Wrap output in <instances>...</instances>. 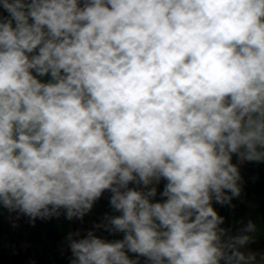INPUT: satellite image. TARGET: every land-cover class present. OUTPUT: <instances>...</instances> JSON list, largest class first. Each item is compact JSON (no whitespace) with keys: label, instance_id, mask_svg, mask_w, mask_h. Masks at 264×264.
Instances as JSON below:
<instances>
[{"label":"clouds","instance_id":"clouds-1","mask_svg":"<svg viewBox=\"0 0 264 264\" xmlns=\"http://www.w3.org/2000/svg\"><path fill=\"white\" fill-rule=\"evenodd\" d=\"M234 155L264 162V0H0V207L119 213L71 264H258Z\"/></svg>","mask_w":264,"mask_h":264},{"label":"trees","instance_id":"trees-1","mask_svg":"<svg viewBox=\"0 0 264 264\" xmlns=\"http://www.w3.org/2000/svg\"><path fill=\"white\" fill-rule=\"evenodd\" d=\"M7 15V13H4ZM43 79H48L47 77ZM251 163L256 166L255 174H253L249 169L240 166L241 173V195L239 197L233 198L231 205H220L214 202V207L216 208L219 215L225 218V222L222 227L231 230L232 235L240 234L241 230L248 224L249 221L256 225V231L249 233L252 237H258L262 234L264 236V226L261 221L258 208L254 209L251 213V218H248V206L249 198L251 195L258 196L261 194V174L264 171V162L252 161ZM166 181L161 180L160 185L162 189ZM161 196L155 198L156 201L161 200ZM112 208H107L104 211L98 212L96 215L100 223L104 222L106 215H112ZM64 210H61V215L59 217H53L51 219L41 220L37 218L33 224H35V229L31 230V238L40 237L45 238V241L50 246V250L46 253L41 254V259H43L44 264H71L72 255L66 254L62 249L63 246L68 244L69 236V226L66 216L63 214ZM4 208L0 207V234L5 229L4 222ZM25 221V224H29V221ZM97 221V222H98ZM131 258H135V254L129 253ZM141 264H144L143 259H141Z\"/></svg>","mask_w":264,"mask_h":264},{"label":"rangeland","instance_id":"rangeland-1","mask_svg":"<svg viewBox=\"0 0 264 264\" xmlns=\"http://www.w3.org/2000/svg\"><path fill=\"white\" fill-rule=\"evenodd\" d=\"M238 162L239 167H245L255 174L256 166H254L253 163L249 161L241 163L239 159ZM110 195V192L105 191L102 197L96 201L92 210L84 216L83 224L80 222L81 219H67L69 232H79L80 237H82L86 235L89 230H93L95 226L100 223L96 217L98 212L101 209V211L106 210L107 207L111 208L109 204ZM260 201L261 194L258 196L254 194L251 195L249 203L247 204L249 210L248 218H251V212L258 208ZM100 204H103L102 208L100 207ZM110 210L114 212L113 209ZM4 213L5 229L0 234V264H13V255H17L19 257L21 264H44L43 259H41V254L46 253L51 248L45 241V238H40L39 236L31 238V230L33 231L35 229V224H33L31 220L29 221V224H25L23 215L10 213L5 208ZM115 213L116 212H114V214ZM19 217H21V219ZM97 235H100L108 240L123 238L122 233L111 234L103 229H98ZM80 237L74 236V238ZM68 245L69 241L67 245L62 247V249L67 255H72ZM243 250L256 254L257 262L259 264L262 258H264V236L262 234L259 238L254 236L253 240L245 245Z\"/></svg>","mask_w":264,"mask_h":264},{"label":"water","instance_id":"water-1","mask_svg":"<svg viewBox=\"0 0 264 264\" xmlns=\"http://www.w3.org/2000/svg\"><path fill=\"white\" fill-rule=\"evenodd\" d=\"M261 187H262V198H261V201H260V203L258 205V212L260 214L261 221H262V224L264 226V171L261 174ZM19 218L21 219V217H19ZM23 219L26 220V221H30L31 220L27 216H24ZM12 262H13V264H21V262L19 261V257L17 255H13Z\"/></svg>","mask_w":264,"mask_h":264},{"label":"flooded vegetation","instance_id":"flooded-vegetation-1","mask_svg":"<svg viewBox=\"0 0 264 264\" xmlns=\"http://www.w3.org/2000/svg\"><path fill=\"white\" fill-rule=\"evenodd\" d=\"M233 163H235V164H237V165H238V163H239V162H238V157L235 156V155L233 156ZM130 186H134V185H130ZM157 187H158L157 196H160L159 193L162 192L163 189H162V187H161L160 184H159ZM157 196H156V197H157ZM156 197H155V198H156ZM155 198H154V200H155ZM261 198H262V187H261ZM102 205H103V204H100V207H101V208H102ZM107 208H108V207H107ZM101 210H102V209H101ZM101 210H100V211H101ZM100 211H99V212H100ZM118 214H119V213H115V214H114V212H112V215H118ZM83 218H84V217H83ZM80 222H81V224H83V223H84V219H81Z\"/></svg>","mask_w":264,"mask_h":264}]
</instances>
